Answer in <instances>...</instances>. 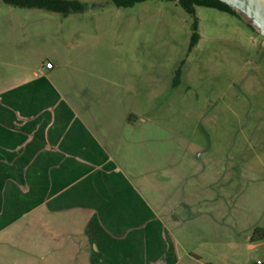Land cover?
I'll list each match as a JSON object with an SVG mask.
<instances>
[{"label":"rangeland","instance_id":"rangeland-1","mask_svg":"<svg viewBox=\"0 0 264 264\" xmlns=\"http://www.w3.org/2000/svg\"><path fill=\"white\" fill-rule=\"evenodd\" d=\"M80 1L87 3L84 10L63 14L0 0V77L23 78L43 62H52L54 81L66 91H83V117L85 113L90 122L98 115L104 129L120 132L133 110L157 124L165 148L191 149L194 143L233 157L264 153V36L244 15L197 6L202 39L191 47L194 16L178 0H148L131 7H118L111 0ZM69 160L74 169L81 160L89 163L85 170L103 168L99 159ZM16 161L21 165L14 164L15 172L4 175L0 190V202L8 199L15 205L3 206L0 227L20 231L21 249L31 252L35 243V264L57 262L63 239L42 236L43 212L35 213L34 224L32 214L25 212L34 204L39 209L49 198L63 204V158H35L30 174L28 159ZM13 219L19 224L9 223ZM33 230L35 238L28 237L27 231L32 235ZM97 239L101 251L95 255L103 260L96 263L112 264L107 260L108 240ZM132 248L143 247L136 243ZM213 256L208 258L223 264L222 257ZM227 256L229 264L259 261L257 252L234 255L233 260Z\"/></svg>","mask_w":264,"mask_h":264},{"label":"crops","instance_id":"crops-1","mask_svg":"<svg viewBox=\"0 0 264 264\" xmlns=\"http://www.w3.org/2000/svg\"><path fill=\"white\" fill-rule=\"evenodd\" d=\"M199 33L200 42V23ZM55 66L43 62L23 78L0 77V190L4 175L21 165L15 159L29 160L28 174L30 166L35 172V158H63V204L49 198L25 212L33 224L35 213L43 212L42 236L63 239L61 256L50 264H97L103 260L95 255L99 236L111 246L112 264H216L212 253L229 264L227 254L233 260L244 252H257L264 262V238L251 241L254 229L264 227V153L233 157L194 143L165 148L157 124L133 110L120 132L104 129L98 115L90 122L83 117V91H66L54 81ZM84 158L99 159L103 168L85 170L83 160L76 169L69 165ZM9 203L1 198L0 216ZM2 228L0 264H35V243L31 252L21 249L20 231ZM136 243L143 248H132Z\"/></svg>","mask_w":264,"mask_h":264},{"label":"trees","instance_id":"trees-1","mask_svg":"<svg viewBox=\"0 0 264 264\" xmlns=\"http://www.w3.org/2000/svg\"><path fill=\"white\" fill-rule=\"evenodd\" d=\"M6 3L27 7V8H42L52 12L69 14L72 12L82 11L87 7V3L80 0H4ZM118 7H131L137 3L148 0H111ZM169 1V0H163ZM179 3L186 9L187 12L194 16L193 33L191 35V47L195 46L199 41L198 19L196 14L197 6H207L218 8L222 11L239 14L236 10L230 7L227 3L221 0H178ZM264 238V227H256L252 233L251 241L257 242ZM264 264V262H262Z\"/></svg>","mask_w":264,"mask_h":264},{"label":"water","instance_id":"water-1","mask_svg":"<svg viewBox=\"0 0 264 264\" xmlns=\"http://www.w3.org/2000/svg\"><path fill=\"white\" fill-rule=\"evenodd\" d=\"M244 15L252 27L264 36V0H221Z\"/></svg>","mask_w":264,"mask_h":264},{"label":"built area","instance_id":"built-area-1","mask_svg":"<svg viewBox=\"0 0 264 264\" xmlns=\"http://www.w3.org/2000/svg\"><path fill=\"white\" fill-rule=\"evenodd\" d=\"M262 262H263V261H258V263H257V264H262Z\"/></svg>","mask_w":264,"mask_h":264}]
</instances>
